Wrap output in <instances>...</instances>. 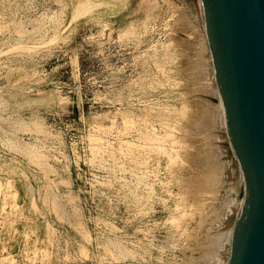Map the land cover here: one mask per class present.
Returning a JSON list of instances; mask_svg holds the SVG:
<instances>
[{"label": "rangeland", "instance_id": "1", "mask_svg": "<svg viewBox=\"0 0 264 264\" xmlns=\"http://www.w3.org/2000/svg\"><path fill=\"white\" fill-rule=\"evenodd\" d=\"M219 101L189 0H0V264H226Z\"/></svg>", "mask_w": 264, "mask_h": 264}, {"label": "water", "instance_id": "2", "mask_svg": "<svg viewBox=\"0 0 264 264\" xmlns=\"http://www.w3.org/2000/svg\"><path fill=\"white\" fill-rule=\"evenodd\" d=\"M206 23L226 131L244 175L226 264H264V0H189Z\"/></svg>", "mask_w": 264, "mask_h": 264}, {"label": "bare ground", "instance_id": "3", "mask_svg": "<svg viewBox=\"0 0 264 264\" xmlns=\"http://www.w3.org/2000/svg\"><path fill=\"white\" fill-rule=\"evenodd\" d=\"M203 22H204V28H205V32H206V35H207V39H208V33H207V28H206V23H205V21L203 20ZM78 66V65H77ZM219 103L221 104V108H222V113H223V117H224V123H225V116H224V110H223V106H222V103H221V100L219 101ZM226 125V124H225ZM234 149V148H233ZM235 151V150H234ZM235 154H236V152H235ZM236 157H237V159H238V156H237V154H236ZM238 163H239V167H240V173H241V178H242V198H241V209H242V203H243V195H244V175H243V169H242V167H241V165H240V161H239V159H238ZM240 214H241V211H240ZM240 217V216H239Z\"/></svg>", "mask_w": 264, "mask_h": 264}]
</instances>
